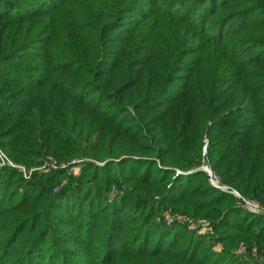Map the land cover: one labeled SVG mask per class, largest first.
I'll list each match as a JSON object with an SVG mask.
<instances>
[{
  "label": "trees",
  "instance_id": "obj_1",
  "mask_svg": "<svg viewBox=\"0 0 264 264\" xmlns=\"http://www.w3.org/2000/svg\"><path fill=\"white\" fill-rule=\"evenodd\" d=\"M203 137L220 182L264 206V0H0V148L102 162L63 184L0 167V264H262L231 250L264 254V217L198 170L174 176ZM167 207L222 248H176L185 232L151 221Z\"/></svg>",
  "mask_w": 264,
  "mask_h": 264
},
{
  "label": "rangeland",
  "instance_id": "obj_2",
  "mask_svg": "<svg viewBox=\"0 0 264 264\" xmlns=\"http://www.w3.org/2000/svg\"><path fill=\"white\" fill-rule=\"evenodd\" d=\"M129 110L131 111L130 108H129ZM201 141H202V144H201L200 152H199L200 159H199V163L197 164V166L200 165V163H201V161L203 159H205V161H207L210 169L212 171H214L211 168L210 162H209V160L207 158L208 157L207 156V147H206V154L205 155H202V152H201V148H202L203 143H204V137H203V139ZM0 151L2 152L3 155L6 156V158L8 160H10L11 162H13L14 164L24 167L25 170H32L31 173H30V175H28V177L23 178L22 177L23 176L22 173L20 171H18V170L15 169L16 172L21 175V177L23 178V180H28L31 177L32 173L35 172V171H37L41 167H42L41 169L42 170H45V171L46 170H51V169L52 170H54V169L55 170L56 169H63L66 172L64 173L63 176H60L59 177V180H60L61 184H63L66 180H68V178H70V177H72L74 175H77L80 172V170L82 169V165H81L82 164L81 163L82 161L91 162L93 165H96V167L97 166H100L102 164V162L95 161V160H92V159H88L86 157H82V158L80 157V158L72 159V160L67 161V162H62V161H57L50 154H45L43 156V158L40 159L37 162V164H35V165L34 164L33 165H30L29 164L28 165L26 163H17L15 161L11 160L1 148H0ZM196 167L193 168V169H190V170L189 169H187V170H179L178 168H175L174 169V173H175L176 170L180 171L181 173H175L174 176L188 174V173L193 172L194 170L196 171V170H198V169H196ZM92 168L93 167H91L90 169H88L85 172V175H88L91 172ZM141 170H142V168H141ZM198 171H200V170H198ZM218 176H219V174H218ZM204 177L206 178L205 175H204ZM219 180H220V177H219ZM206 181H207V179H206ZM69 183H70L69 184L70 185L69 186L70 187L69 189H73L74 186L77 185L76 182L75 181H72V180H70ZM59 186L54 187L52 191H56L59 188ZM77 186L78 187H81V185H77ZM115 192H116V190H113L112 193L110 192L108 198L111 199L112 198V195L115 194ZM155 198H156V196H155ZM233 202H234V199H233ZM234 204H235V202H234ZM127 216H130V214H128ZM169 219L171 221H169ZM178 219L180 221H178ZM151 221H153V223H155V224H160L161 226L164 225V226H167V227L168 226L174 227V228L177 227V228H180V230H182L183 232H185V236L184 237L182 236L178 240L177 247L176 248H179L180 246H182L183 243L185 244L187 242L188 235H190V233L192 235H195V236L203 237V240L204 241H203V243L201 245L202 247L197 252V257L203 256V255L206 254V250H207L206 246L207 245L212 250H214V251H218V250H220L222 248L221 245H219V243H213V241H211V237L210 236H211V234L213 232V228L211 226L210 221L207 220V219H204V218H193V217H190L189 215H187L185 213H182V212L177 211V210L174 211V210H172V209H170V208L167 207V208H160L159 212H156L155 214H153V216L151 218ZM127 222H129V221H124L123 224H126ZM100 226H104V223H100ZM97 230H100V229L98 228ZM121 241H122L121 238L117 240V244H116L117 247L121 244ZM144 244L148 248V246L151 245V242L149 243V241H148L147 243H144ZM239 245H242L243 246V249L241 250L240 253L237 252V248H238ZM121 252H122V250L115 251V253L113 255V258H114V261H115L114 264H147V263L154 262L153 260H147L146 257H125L123 255V253H121ZM231 252H233L236 255L245 256L247 258H251L254 261H257L252 256V252H255L254 251V247H251L250 248V246H248L244 241H239L237 243L236 247L231 250ZM102 259L104 260L106 258H104L102 256L101 261H102ZM262 264H264V262H262Z\"/></svg>",
  "mask_w": 264,
  "mask_h": 264
},
{
  "label": "built area",
  "instance_id": "obj_3",
  "mask_svg": "<svg viewBox=\"0 0 264 264\" xmlns=\"http://www.w3.org/2000/svg\"><path fill=\"white\" fill-rule=\"evenodd\" d=\"M206 147H207V140H206V138H204V143H203V146L201 148L202 155L206 154ZM0 167H9V168L16 169L22 173L23 178L28 177V175H30V173L32 171V170H25L24 167L14 164L10 160H8L6 158V156L2 154L1 151H0ZM41 168H39L37 171H41L42 170ZM196 169L200 170L206 176L207 182L211 188L231 195L232 198L234 199L235 206H237L241 210H243V211H245L251 215L264 217V206H262L256 200H253L251 198H247V197L241 195L237 190H235V189H233V188H231L225 184H222L219 180L218 174L210 169V167H209L207 161H205V159H203L201 161L200 165H198L196 167ZM175 173H181V172L176 170ZM169 221H171V220L169 219ZM178 221H180V220L178 219ZM242 249H243V246L239 245L237 248V252L240 253ZM252 256L258 262H264V254L252 252Z\"/></svg>",
  "mask_w": 264,
  "mask_h": 264
}]
</instances>
